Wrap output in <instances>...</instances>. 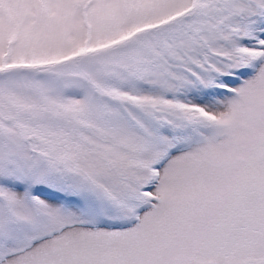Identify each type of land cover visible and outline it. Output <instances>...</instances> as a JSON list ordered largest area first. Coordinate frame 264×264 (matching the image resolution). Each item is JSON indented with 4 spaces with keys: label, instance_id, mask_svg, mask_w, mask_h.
<instances>
[{
    "label": "snow or ice",
    "instance_id": "6c2138e0",
    "mask_svg": "<svg viewBox=\"0 0 264 264\" xmlns=\"http://www.w3.org/2000/svg\"><path fill=\"white\" fill-rule=\"evenodd\" d=\"M0 264H264V0H0Z\"/></svg>",
    "mask_w": 264,
    "mask_h": 264
}]
</instances>
